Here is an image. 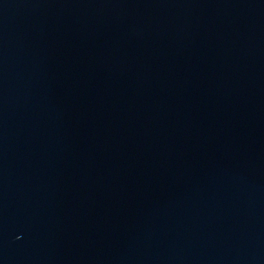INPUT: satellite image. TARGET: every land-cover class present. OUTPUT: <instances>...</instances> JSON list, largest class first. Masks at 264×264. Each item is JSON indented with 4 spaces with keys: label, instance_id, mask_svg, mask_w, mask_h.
<instances>
[{
    "label": "water",
    "instance_id": "95a60500",
    "mask_svg": "<svg viewBox=\"0 0 264 264\" xmlns=\"http://www.w3.org/2000/svg\"><path fill=\"white\" fill-rule=\"evenodd\" d=\"M0 264H264V0H0Z\"/></svg>",
    "mask_w": 264,
    "mask_h": 264
}]
</instances>
